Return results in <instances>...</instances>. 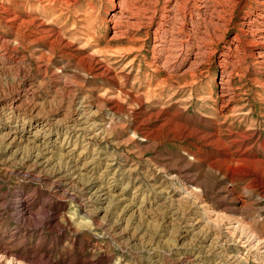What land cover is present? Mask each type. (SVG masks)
<instances>
[{"label": "rangeland", "instance_id": "374dc122", "mask_svg": "<svg viewBox=\"0 0 264 264\" xmlns=\"http://www.w3.org/2000/svg\"><path fill=\"white\" fill-rule=\"evenodd\" d=\"M14 1H16L14 8L21 11L25 5L22 2L24 0ZM114 4V0H77L72 13L77 15L78 20L81 21L82 33L86 35H82V39L95 41L99 48L103 47L105 40L110 35L111 25L105 18L115 7ZM41 9V7L39 10L36 9V4L32 6L34 12L32 17L34 15L41 20L52 18L51 10H48L47 14H43ZM246 11L247 9L242 6L235 10L234 20L229 25L223 39L218 43V49L238 33L239 23ZM78 20L76 18L75 29H77ZM68 22L61 21L56 26L65 25L70 28L72 20L70 19ZM7 34L6 29H0V99H8L15 95L19 100H24L25 89L30 86L31 82H33L32 84L38 83L39 88L33 96L40 104L38 105L40 113L47 116L54 126L48 136L43 138L34 135V130L38 126L32 122L40 117L32 116L24 121L19 118L17 124L13 118V121L8 124L5 122V119L9 120L6 118L9 116L6 114L8 111L5 109L0 111V264H183L184 262V264H225L220 258L222 254L235 255L237 258L240 257L239 259L243 257L242 260L237 261V264H241V262L256 264L249 254L253 251L241 242L232 241L233 244L231 241L220 242L217 238H211V241H216L217 244L214 245V250L213 247L208 248L211 242L210 238H202V235L194 234L196 231H191L189 223L196 213L200 212L197 209V203H194L199 200L207 206V209L226 213L232 220L236 217L245 224L251 225L250 227H254L251 228V231L255 235L264 236V194L263 190H260L259 186L257 187L260 176L264 174L263 168L236 169V175L239 177L236 178L235 175L236 181L233 183L223 177V172L216 175L207 167L198 164V161L205 158L208 159V162L221 159L224 154L233 152L235 148L225 150L221 146L206 145L207 141L205 140L179 139L176 134L178 126L173 132H169L166 126L160 128L158 124L156 127L157 136L154 140H147L143 134L144 130H141L140 133L133 132L137 127L135 114L138 112V107L135 104H112L111 101L94 103V98L105 89L102 81L92 77H87L84 81L78 80L72 74L73 61L62 60L57 56L59 46L55 48L56 55L54 56L48 51L44 52L51 59L44 73L38 69L37 55L33 54V50L17 48V44L8 41ZM146 35L144 30L139 33V39L144 43L143 55L141 54L144 59L140 63L135 61L131 65L125 90L128 93L137 94L136 96L146 93L149 97L154 93L162 92L160 98H155L161 101L162 106L160 105L159 109L161 113L167 109L170 113L173 112L177 105L176 101L181 100L180 107L185 110L180 125H187L194 129L200 126L199 128H203L207 132L211 131L209 120L200 118V115H211L198 99L209 93L217 92L219 68L216 55L211 58L208 64L200 65L193 75L180 71L168 79L163 70L154 66L150 48L152 34L148 32L149 38ZM40 43H45V40ZM124 48L126 45L123 43L111 44V49L114 50ZM241 49L243 51L242 58H244L241 74L243 73V83L246 89L244 99L249 109L254 110L251 118L254 121V127L258 128L257 131H254L260 133L259 143H261L264 139V88L255 80L256 78L264 79V74L263 70L255 64L256 60L251 55V44L249 45L246 41L244 47L242 44ZM131 57L129 55L124 59L121 58L123 64L128 63ZM14 67H16V71L11 69ZM170 83L174 88L179 87L174 100L171 101L168 96L170 92H167L171 90ZM64 87L70 89V92L68 90L65 92L68 95L64 94V97H68V99H72L73 96L88 95L80 109L81 116L87 117L86 120L81 121L82 124H77L78 122L74 121L72 117L75 109L73 105L59 104ZM148 87L149 93L147 92ZM51 94L54 98L51 100L52 102L48 101L52 97ZM147 96L146 101L149 103L153 99L147 98ZM7 106L8 102L5 107ZM93 113L96 115L94 116ZM61 116L62 118H59ZM153 117L145 116L147 121L142 128L152 127L155 119ZM158 118L160 119V117ZM88 120L106 127L107 130H90L87 124ZM60 122L62 123L60 124ZM106 123L108 124L106 125ZM9 125L13 127L17 125L16 134L18 135H16L18 140L10 147L5 146L7 143L2 139V134L8 130ZM199 145H204L202 148L204 155L199 154ZM239 154H243V151H240ZM65 161H67L68 167ZM187 161L191 162V168L182 169ZM247 171L250 173L247 174ZM248 180L252 181L253 190L245 187L244 184H247L245 182ZM88 182H94V184H86ZM74 186H76V190ZM90 186L91 191L101 186L105 187L110 195V200L113 199V203L107 205V202L104 204L85 202L84 200L91 192H87ZM184 188H187L184 191L192 190L195 194L193 203L181 201ZM218 194L221 195L218 196ZM238 198L246 202L243 211L239 206ZM100 207H103V210H96ZM198 250L199 252H197ZM207 252L212 254L207 255ZM197 255L204 258L203 261H205L196 263L195 260L198 258H194V256ZM186 258L189 259L187 263Z\"/></svg>", "mask_w": 264, "mask_h": 264}, {"label": "bare ground", "instance_id": "6f19581e", "mask_svg": "<svg viewBox=\"0 0 264 264\" xmlns=\"http://www.w3.org/2000/svg\"><path fill=\"white\" fill-rule=\"evenodd\" d=\"M22 2L25 3L23 9L21 11H17L14 8L16 1H14V0H0V29H6V32L8 33L7 34L8 35V41L12 42L13 44H17V48L22 47L28 51L33 50V54L37 55L38 69L39 70H42L45 73L48 64H50L51 59H49L44 52L48 51L51 55L54 56V55H56V51H55L56 49L55 48L59 46L57 56L62 60L65 59L68 61V59H69V60L73 61V72H72V74L76 78H78V80L81 79L84 81L87 77H92L93 79H100L102 81V84L104 85L105 89L103 92H101V94H99L96 98H94V100H93L94 103L95 102H102V101H111L112 104H117V105H119V104H122V105L135 104L138 107V112L135 114L136 115L135 117L137 120V127H135V129H134V131H133L134 133H136V132L140 133L141 130H144L143 134L145 135L146 139L147 140H154V138L158 134V130H156L157 124L160 125V128H163L166 126V128H168L169 132L170 131L173 132L176 129V127L178 126L179 128H177L178 130L176 131V134H177V138H179V139L194 138L197 141L205 140V141H207L206 145L221 146L225 150L226 149L229 150L232 147L235 148V150L233 152H229L227 154H224L223 158L220 157L221 159H215L213 161L208 162V159L205 158L203 160L198 161V164H200L201 166L207 167V169H209V171L216 173V175L223 172L224 173L223 177L228 178L229 182L234 183L236 181V179H235V175L237 172L236 169H241V168L254 169V170L258 169V168L264 169V139L261 143H259L260 133H259V131L258 132L254 131V130L257 131V129H258V128L256 129L254 127V121L251 118L252 111H254V110L249 109V107L247 106L248 104L246 103V101L244 99V96L246 95V89H245V85L243 83V78H244V76H242L243 73L241 74V72L243 70L242 60L244 59V58H242L243 51L241 49V46L243 44V47H244V44L246 43V41H248L249 45L251 44V46H252V50L250 52H251V55L253 56V58H255V60H256L255 64L259 67V69L263 70V74H264V0H114L115 4L113 6H115V7L111 10L110 14H108V16L105 18L111 24L110 25V35H109L108 39L105 40V44H103L102 48H99L98 44L95 41H88V39H84V38L82 39L81 36L84 34L82 33L83 28H82V26H80L81 21L78 20L77 15L72 13L77 0H24ZM35 4H36V9L39 10L40 7L42 8L41 12L43 14H47V11L51 10L50 12H51L52 18L48 20V18L46 17L47 18L46 20H43V19L41 20L40 18L34 17V15L32 17V13H34L32 11V6H34ZM239 6H242V8L244 7V9H247L246 13H243L244 15L241 18V21L239 23L240 29L237 30L238 31L237 34H235L231 39H229L226 43H224L220 49H218L217 45H218V43H220V41L223 39L226 32L228 31L229 25L234 20L235 10ZM76 18L78 20L77 21V23H78L77 29H75V27H74V25L75 26L77 25L76 24ZM70 19L72 20V22L70 24V28H67V26H65V25L64 26L61 25L58 27L56 26V24L60 23L61 21H64L65 23H69L68 21H70ZM101 23H103V22H101ZM142 30L146 31L147 35H148V32H150L152 34V45L150 48H151L153 58H154L153 64L157 68L163 70V72H165V74L168 76V79H170L172 75H175L176 73H178L180 71H182L183 73H190L193 75L200 65L208 64L210 62L211 58L216 55L217 67L219 68L217 92L215 94L209 93L207 96L200 97L198 99V101L201 104L205 105L204 108L211 115V116H201L200 115V118L201 117L207 118L209 120V124H210L209 128L211 131L207 132L205 129L199 128L200 126L196 129H194V128L188 127L187 125H180V120L182 119V115H183V112L185 110V109L183 110L180 107L181 102H182L181 100L176 101L177 105H175L173 112L170 113L169 110L167 109L161 113L159 110L160 105H161L160 104L161 101L159 99H155V98H160L162 96V92H160L158 94L154 93L152 96L149 97L146 95V93L140 94L139 96H136L137 94H135V93L131 94L125 90L126 84L128 83V75L130 72L129 69H130L131 65H133V63L135 61L140 63L144 59V56H142L143 55L142 49H143L144 43H143V41H140L141 39H139L140 38L139 33ZM147 35H146V37H148ZM84 36H86V35H84ZM245 37H247L249 39L247 40ZM243 38H245V39H243ZM1 40H3V39H1ZM43 40H45V43H40ZM113 43H117V44L123 43L126 45V48L120 49V50L119 49H117V50L111 49V44H113ZM129 55L132 56L131 59L128 61V63L123 64V61L121 58L124 59V58L128 57ZM19 56H21V55H19ZM245 58H246V56H245ZM252 61H254V60H252ZM146 62H148V60ZM71 64H72V62H71ZM36 65H37V63H36ZM50 67H52V66H50ZM55 67H57V66H55ZM15 68L16 67L11 68V69L16 71ZM18 69H20V68L18 67ZM27 70H26V72H27ZM53 70H52V72H54ZM52 74L54 75L55 73H52ZM49 75H51V74H49ZM23 78H24V76H23ZM47 78L49 79L50 77H47ZM140 79H141V77H140ZM64 80H65V78H64ZM40 81H42V80H40ZM157 81H159V80H157ZM255 81H257L260 84V86L264 88V79L256 78ZM71 82H73V81H71ZM32 83L33 82H31L30 86H28L27 89H25L26 94L24 96V100H22V99L19 100L15 95L11 96L8 99H0V106H1L0 111L2 109H5V111H8V113H6V114H9V116H7L6 118H9V120L5 119L6 120L5 122H7L8 124L13 121V118H14L15 124H17L19 118L21 119V121L22 120L24 121L29 117L31 118L32 116L33 117H40V118L32 120V122L35 124V126H38L34 130V135L42 136L44 138L46 135L48 136L49 132L51 131V129L53 128L54 125L50 123L47 116H44L40 113L39 106H38L40 104L37 101V99L35 98V96H33V95H35L34 92H36L39 88L38 83L37 84H32ZM22 86H23V84H22ZM76 86H78V85H76ZM95 86H97V85H95ZM170 86H171V83H170ZM56 89H57V87H56ZM147 89L146 90L149 93V90H150L149 87ZM67 90H68V92H70L69 91L70 89H67L66 87H64L63 92L62 93L60 92L61 98H60V100L58 99L59 104L60 105H62V104L73 105L75 109L73 110V116L72 117L74 118V121L76 120L78 122L77 124H82L81 121L86 120L87 117L84 118L81 116L80 109L82 107V103L85 102V99L87 98L88 95H82V96H78V97L73 96L72 99H68V97H64V94H65V92H67ZM177 90H179V87L174 88L171 86V90L167 91V92H170L169 93L170 95H168L169 101L174 100V97L176 95ZM185 90H186V88H185ZM81 92H82V90H81ZM143 92H145V91H143ZM74 93H75V91H74ZM39 95H40V93H39ZM65 95H68V94H65ZM146 96H147V98H151L153 100H151L148 103L146 101ZM4 97H6V96H4ZM69 97H70V95H69ZM53 99L54 98L52 95V97L48 101H51ZM40 101H42V100H40ZM7 102H8V106L5 107ZM42 102H44V101H42ZM46 103H47V99H46ZM146 103H148L147 106H146ZM60 105H58V106H60ZM103 106H104V104H103ZM95 108H93V109H95ZM130 109H132V108H130ZM81 111H83V110H81ZM46 112H47V109H46ZM49 113H51V111H49ZM70 114H72V113H70ZM70 114H69V116H70ZM159 114H160V116H159ZM45 115H46V113H45ZM66 115H68V114H66ZM88 115H90V114H88ZM95 115L96 114H94V116ZM150 115L154 116L153 118H155L153 120V126L147 128V129L142 128L143 124H145V122L147 121V120H145V116H150ZM66 117H68V116H66ZM157 117H160V119L158 118L159 119L158 120ZM59 118H62V116ZM56 121H57V119H56ZM91 121H89V120L87 121V124L90 127V130H92V131L107 130V129H105L106 127L104 128L103 126L95 124L94 122H91ZM61 123L62 122H60V124ZM107 124L108 123H106V125ZM16 126L17 125H15L14 127L13 126L8 127V130L2 134V139H4V141L7 143V145H5V146L10 147L18 140V138H17L18 135L16 134ZM29 127H30V125H29ZM81 130H83V129H81ZM18 143H20V142L18 141ZM203 147H204V145L198 146V152L201 155H204V152H202ZM37 149H38V147H37ZM43 149H44V147H43ZM192 150H194V149H192ZM240 151H243V154H239ZM191 153H193V152H191ZM63 157H65V156H63ZM196 157H198V156H196ZM246 157H248V158H246ZM69 159H70V157H69ZM39 161H41V160H39ZM43 161H45V160H43ZM65 162H66L65 164L67 166L68 165L67 161H65ZM39 164H40V162H39ZM191 166H192L191 162L187 161V163L184 165V167L182 169H190ZM32 167H33V164H32ZM198 167H200V166H198ZM79 168H81V167H79ZM183 173H185V172H183ZM249 173H250V171H249ZM249 173L247 171V174H249ZM83 174H84V172H83ZM243 174H244V172H243ZM238 177L236 175V178H238ZM260 177L261 178H259L260 180L258 181L259 185H257V187L259 186V188H261L260 190H263V194H264V174H262ZM74 178H75V176H74ZM237 181H240V180H237ZM99 182H100V180H99ZM69 183H70V181H69ZM245 183H247V184H244L247 189L253 190L252 181L249 182V180H248ZM86 184H94V182H88ZM63 185H65V184H63ZM78 185H79V181H78ZM255 185H256V183H255ZM71 186H72V184H71ZM109 186H111V185H109ZM75 187L76 186H74V188ZM80 189H81V186H80L79 190ZM83 189H85V186H83ZM186 189L187 188H184L182 191L183 194H181V196H182L181 201L187 202V203H189L191 201L193 203L194 202V200H193L194 196L193 195H195V194L193 193L192 190L184 191ZM75 190H76V188H75ZM71 191H72V189H71ZM90 191H91V186L88 187L87 192H90ZM230 191H232V190H230ZM180 192H181V190H180ZM257 192H259V191H257ZM71 193H73V192H71ZM220 195L221 194H218V196H220ZM82 199H84V198H82ZM112 200H110V195L108 193V190H106L105 187L102 188V186H101V187L95 188L93 191H91L90 195L84 201L87 203H98V204H104V202H107V205H108V204L113 203ZM238 200H239V206L241 208V211H243V209H245V207H246V202L240 198H238ZM191 202H190V204H191ZM194 203L195 204L197 203V209L200 211V212L196 213V216L193 217L189 223V228L191 229V231H196V232H194V234L198 233L199 235H202L201 236L202 238L208 237V238H210L209 239L210 241L214 238H217V240H219L220 242L221 241H223V242L231 241V243H233L232 241H236L239 243L241 242L246 247H248L249 250L253 251V252H250L249 254L251 257H253L256 264H264V236L255 235L251 231V228H252V227H250L251 225H248V223L245 224L243 221L236 219V217H234L235 219L232 220L227 216L226 213L223 214V212L221 213V212H216L214 210H209V209H207V206L204 203L199 202V200H198V202H194ZM223 204H225V203H223ZM91 205H90V207H91ZM240 208H239V210H240ZM96 210H103V207L96 208ZM178 211H179V209H178ZM229 216H230V214H229ZM119 218H120V216H119ZM119 221H121V220H119ZM49 223H51V222H49ZM121 232H123V231H121ZM215 244H217L216 241H214V242L211 241L208 245V248L213 247V250H214ZM240 245H242V244H240ZM204 250H202V251H204ZM197 252H199V250ZM209 252H211V251H209ZM211 254L212 253H208L207 255H211ZM217 254H218V252L216 253V255ZM219 254H222V253H219ZM246 255H247V253H246ZM183 257H181V258H183ZM194 258H198L195 260L196 263L203 261V259H204L198 255L196 257L194 256ZM220 258H221V261L225 264H235V262L237 264V261H240L243 259V257L241 259H239L240 257L237 258L235 255H227V254H222ZM187 260H189V259L186 258V260H185L186 263L188 262ZM215 262H216V260H215ZM212 263H213V261H212ZM241 264H247V263L241 262Z\"/></svg>", "mask_w": 264, "mask_h": 264}]
</instances>
